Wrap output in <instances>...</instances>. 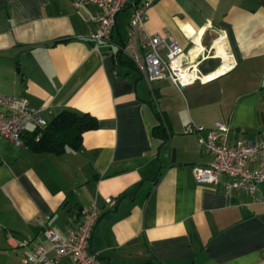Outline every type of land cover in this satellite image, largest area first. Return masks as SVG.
Instances as JSON below:
<instances>
[{"label": "crops", "instance_id": "crops-1", "mask_svg": "<svg viewBox=\"0 0 264 264\" xmlns=\"http://www.w3.org/2000/svg\"><path fill=\"white\" fill-rule=\"evenodd\" d=\"M144 1L128 0L95 49L97 5L0 0V93L25 97L47 124L62 110L97 121L63 154L0 139V264H22L45 244L38 221L46 215L47 226L65 232L94 202L100 216L89 251L105 264H264V204L226 193L225 177L197 184L195 168L212 157L186 131L190 122L221 121L231 139L264 134V0L154 1L143 21L149 35L169 34L190 59L208 54L204 75L229 56L235 63L183 88L148 82L124 51L129 17Z\"/></svg>", "mask_w": 264, "mask_h": 264}, {"label": "built area", "instance_id": "built-area-1", "mask_svg": "<svg viewBox=\"0 0 264 264\" xmlns=\"http://www.w3.org/2000/svg\"><path fill=\"white\" fill-rule=\"evenodd\" d=\"M75 9L87 5H97L102 13L97 20L95 32L89 40L96 49L97 45L110 38L116 25V16L128 4V0H70ZM155 0H145L135 6L128 23V38L124 51L135 70L148 82L169 79L178 88L195 82L206 83L235 66L231 56L210 75L202 74L199 63L205 56L202 52L190 59L169 34L161 37L149 35L143 26L144 16ZM168 40V41H167ZM166 49L165 58L160 50ZM218 70L220 72L212 75ZM207 76L209 79H204ZM207 80V81H206ZM32 124L41 130L47 122L39 115L38 109L29 107L25 97L8 96L0 93V139L15 147L24 145L27 125ZM186 131L197 134L199 146L212 157L206 166L194 170L197 184L214 186L225 177L223 183L226 193L241 191L253 196L258 203L264 204V196L259 193V186L264 183V134L256 138H230V128L221 121H215L210 127L186 125ZM205 132V137L201 133ZM39 134L35 136L38 140ZM109 207L115 205L114 199H106ZM100 216V208L94 202L81 210V221L65 232L56 231L47 226L49 216L38 221L43 244H35L28 254L21 258L22 264H58L65 256H70L73 264H105L96 254L89 251L92 230Z\"/></svg>", "mask_w": 264, "mask_h": 264}, {"label": "trees", "instance_id": "trees-1", "mask_svg": "<svg viewBox=\"0 0 264 264\" xmlns=\"http://www.w3.org/2000/svg\"><path fill=\"white\" fill-rule=\"evenodd\" d=\"M120 54V61L127 62L122 59L123 53ZM96 127L97 121L91 115L87 113L80 114L72 110H62L45 128L27 131L24 136V144L37 152L63 154L67 149H77L82 134ZM37 134H39L38 140L35 139Z\"/></svg>", "mask_w": 264, "mask_h": 264}, {"label": "bare ground", "instance_id": "bare-ground-1", "mask_svg": "<svg viewBox=\"0 0 264 264\" xmlns=\"http://www.w3.org/2000/svg\"><path fill=\"white\" fill-rule=\"evenodd\" d=\"M219 71H221V70H219Z\"/></svg>", "mask_w": 264, "mask_h": 264}]
</instances>
